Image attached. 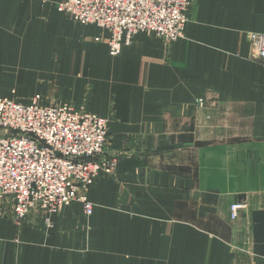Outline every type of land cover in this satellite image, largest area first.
Wrapping results in <instances>:
<instances>
[{"label":"crops","instance_id":"crops-1","mask_svg":"<svg viewBox=\"0 0 264 264\" xmlns=\"http://www.w3.org/2000/svg\"><path fill=\"white\" fill-rule=\"evenodd\" d=\"M63 1L0 0V99L107 119L120 168L90 189L91 216L77 202L18 226L1 208L0 264H264V64L249 39L264 0H194L184 38L139 33L118 56Z\"/></svg>","mask_w":264,"mask_h":264},{"label":"built area","instance_id":"built-area-1","mask_svg":"<svg viewBox=\"0 0 264 264\" xmlns=\"http://www.w3.org/2000/svg\"><path fill=\"white\" fill-rule=\"evenodd\" d=\"M194 0H65L58 11L71 21L97 25L110 33V54L118 56L146 33L173 45L185 37ZM253 55L264 59V35L250 34ZM109 121L70 103L24 105L0 99V209L21 226L34 212L57 213L81 203L94 206L89 191L104 174H117L120 162L107 157ZM8 206V209H7ZM247 205L231 206L237 219Z\"/></svg>","mask_w":264,"mask_h":264},{"label":"rangeland","instance_id":"rangeland-1","mask_svg":"<svg viewBox=\"0 0 264 264\" xmlns=\"http://www.w3.org/2000/svg\"><path fill=\"white\" fill-rule=\"evenodd\" d=\"M255 57H256V55H255V54L253 55V53H252V58H253L254 60L259 61V62H262V63L264 64V59L261 60V59L255 58ZM197 103H198L199 106H202V104H203L202 100H198ZM107 149H108V147H107ZM106 155H107V150H106ZM107 157L117 158V159L119 160V162H120V159H121V156L114 155V154H109V155H107ZM119 168H120V166H119ZM37 211H38V212H41L40 210H37Z\"/></svg>","mask_w":264,"mask_h":264}]
</instances>
